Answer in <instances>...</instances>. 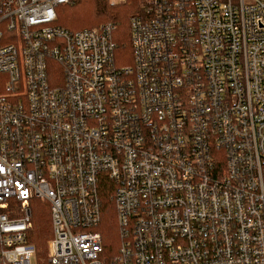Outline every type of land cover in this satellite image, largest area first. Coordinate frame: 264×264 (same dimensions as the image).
<instances>
[{
    "label": "built area",
    "instance_id": "2783aa9c",
    "mask_svg": "<svg viewBox=\"0 0 264 264\" xmlns=\"http://www.w3.org/2000/svg\"><path fill=\"white\" fill-rule=\"evenodd\" d=\"M75 1L0 0V264H33L34 199L48 264H264V0H145L131 65L54 25Z\"/></svg>",
    "mask_w": 264,
    "mask_h": 264
},
{
    "label": "trees",
    "instance_id": "16d2710c",
    "mask_svg": "<svg viewBox=\"0 0 264 264\" xmlns=\"http://www.w3.org/2000/svg\"><path fill=\"white\" fill-rule=\"evenodd\" d=\"M145 0H126L113 4L110 0H76L73 4L59 5L54 25L70 32L100 27L111 23L115 26L113 41L116 47L117 63L131 52L129 21L140 13ZM71 17L66 18V14ZM130 54V61H131ZM32 205V227L27 233L30 244L36 248L37 264H48L47 244L53 236L49 206L34 199ZM115 205L108 195L103 200V221L100 230L108 249V258L115 257L119 249V232L114 225Z\"/></svg>",
    "mask_w": 264,
    "mask_h": 264
},
{
    "label": "rangeland",
    "instance_id": "374dc122",
    "mask_svg": "<svg viewBox=\"0 0 264 264\" xmlns=\"http://www.w3.org/2000/svg\"><path fill=\"white\" fill-rule=\"evenodd\" d=\"M66 18H68V17H71V13L69 14V13H67L66 15ZM130 54H131V57H132V49H131V52L129 51L128 53H127V55H126V58L125 59H120V62L118 63L119 65H131L132 64V62H133V59L131 58V61H130ZM39 200V199H38ZM42 201V200H41ZM32 202V201H31ZM43 203H46V202H44V201H42ZM47 204V203H46ZM48 205V204H47ZM49 206V205H48ZM31 207H32V205H31ZM50 210V209H49ZM116 213V212H115ZM51 216V215H50ZM114 225H115V227L117 228V232H118V225H117V219H116V214H115V219H114ZM120 242V241H119ZM32 263L33 264H37V262H36V259L35 258H33V260H32Z\"/></svg>",
    "mask_w": 264,
    "mask_h": 264
}]
</instances>
